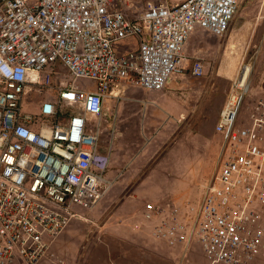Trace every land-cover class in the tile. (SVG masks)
<instances>
[{
	"label": "built area",
	"instance_id": "2783aa9c",
	"mask_svg": "<svg viewBox=\"0 0 264 264\" xmlns=\"http://www.w3.org/2000/svg\"><path fill=\"white\" fill-rule=\"evenodd\" d=\"M239 10V0L142 9L130 0H0V264H37L114 187L109 148L101 154L112 89L165 90L186 71L192 34L227 36ZM128 39L138 48L119 54ZM192 70L203 75L200 63ZM254 70L243 60L231 82L217 166L199 203H148L131 218L134 230L172 248L198 243L208 264H252L264 254V84L242 115ZM29 94L48 96L36 115L25 109Z\"/></svg>",
	"mask_w": 264,
	"mask_h": 264
},
{
	"label": "rangeland",
	"instance_id": "374dc122",
	"mask_svg": "<svg viewBox=\"0 0 264 264\" xmlns=\"http://www.w3.org/2000/svg\"><path fill=\"white\" fill-rule=\"evenodd\" d=\"M239 1L240 10L227 36L217 38L208 32L198 30L192 34L186 45L187 51L192 55V59H188L186 63V71L197 63L203 66V75L197 77L199 78L197 83L200 85L204 81L203 88L196 97L198 101H207L208 104L206 112L202 114L203 119L197 122V129L194 123L183 122L179 123L183 125L179 130L173 125L168 127L167 137L163 132L162 134L154 132L153 136L145 137V143L152 142L153 147L159 148V153L145 154L146 166L143 173L163 164L161 168L159 167L161 171L154 169L149 177L130 179L131 187H142L140 193L124 194L113 187L93 210L80 211L82 218L71 221L66 230L54 240L39 264H205L203 258L205 255L200 244L193 243L187 249L182 246L172 248L154 240L147 230H134L130 224L133 215L138 213V217L148 203L172 202L180 203L182 206L187 203L194 205L199 203L205 184L201 182L204 179L201 182L196 180L190 183L188 179L191 177L187 176L184 169L175 170L172 167L174 161L171 163L166 159L164 161L167 151L162 145L167 143L166 148H168V144L175 139L185 145L186 141L196 136L210 138L212 125L216 123V112L221 111L227 101L231 82L236 77L243 60L255 65L252 92L242 113L244 118L248 114L249 106L253 104L257 95H260V87L264 84V0ZM158 2L160 0H130L132 5L135 3L140 9L149 3ZM196 38L198 40L195 42ZM126 41H131L136 44V48L138 47L135 39ZM59 72L67 83L73 82L65 69H59ZM228 75L232 76L230 80L225 78ZM222 79H225L224 82ZM84 82L89 81L84 80ZM171 83L172 79L168 84ZM77 84L81 85L82 82ZM88 84L93 86L91 82ZM46 98L45 95L29 94L25 99V109L36 115L40 108L38 104ZM106 140L110 151V134ZM130 140L135 142L136 139L132 137ZM209 171L210 165L204 164L200 168L202 178H205V174ZM252 264H264V254L257 257Z\"/></svg>",
	"mask_w": 264,
	"mask_h": 264
},
{
	"label": "crops",
	"instance_id": "0c3cea01",
	"mask_svg": "<svg viewBox=\"0 0 264 264\" xmlns=\"http://www.w3.org/2000/svg\"><path fill=\"white\" fill-rule=\"evenodd\" d=\"M197 40L196 38L194 41ZM124 42L119 47V54H127L138 48L131 41ZM186 53L190 56H188V59H192V55L187 49ZM192 69L190 67L183 75L173 77L172 83L168 84L163 91H149L129 85L127 82L112 89V93L105 101L106 114L109 120V124L105 126V129L110 132L108 134L111 138L109 143L110 157L105 159L104 162L109 165L110 177H117L114 187L118 189V192L124 194L140 193L142 187H131L129 185L130 179L149 177L154 169L161 171L159 167L161 168L163 164L157 168L146 170L147 173L145 174L143 173L144 166H146L144 165L145 154L148 152L159 153V148L153 147L152 142L145 143V137L153 136L154 132L155 134H162L163 132L164 136L167 137L168 127L173 125L176 130H179L181 126L183 127L179 123L183 122L194 123L195 129H197V122L203 119L202 114L206 112L208 104L207 101L197 100L196 96L200 94L199 91L202 92L204 81L201 82V85L197 83L199 78L194 77ZM225 78L230 80L232 76L228 75ZM224 80L222 79V82ZM41 104H38L39 107ZM220 112L218 110L216 112V123L212 125V135L209 139L196 136L186 141L185 145L177 139L174 142L171 141L172 144H168V148H166L167 143L162 145L167 151L164 161L169 160V163L174 161L172 167L175 170L184 169L183 171L187 173V176L191 177L188 179L190 183L196 180L201 182L204 179L201 183L206 184L213 176L222 143V138L216 131ZM132 137L138 139L137 142L136 140L132 142L130 140ZM103 140L101 154L106 156L105 149L108 143L106 145V138ZM148 161L151 160L148 159ZM206 163L210 165V171L205 174V178H202L200 168ZM203 258L205 264H208L205 256ZM186 259L189 263L188 256Z\"/></svg>",
	"mask_w": 264,
	"mask_h": 264
}]
</instances>
